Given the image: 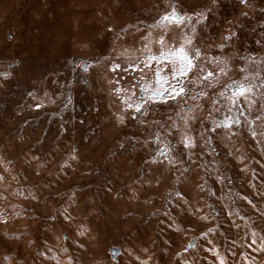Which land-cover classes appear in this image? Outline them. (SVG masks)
I'll list each match as a JSON object with an SVG mask.
<instances>
[{"label": "rangeland", "instance_id": "rangeland-1", "mask_svg": "<svg viewBox=\"0 0 264 264\" xmlns=\"http://www.w3.org/2000/svg\"><path fill=\"white\" fill-rule=\"evenodd\" d=\"M221 260L264 264V0H0V264Z\"/></svg>", "mask_w": 264, "mask_h": 264}, {"label": "snow or ice", "instance_id": "snow-or-ice-1", "mask_svg": "<svg viewBox=\"0 0 264 264\" xmlns=\"http://www.w3.org/2000/svg\"><path fill=\"white\" fill-rule=\"evenodd\" d=\"M242 2H244V0H242ZM170 20H177V16L174 12L169 14V15L164 16L162 18V20L158 23H163L164 21H170ZM159 43H161L162 45L164 44V41L162 38L159 41ZM186 43L191 45V43H192L191 39L190 38L187 39ZM179 51H180V56L178 57V62H177V60L168 59V54L164 53V52L161 53V57L159 59L155 56L150 57V59H152V60H157L158 63L163 61V60H167V64L171 66L170 67V75H171L172 79L177 81L176 85L169 84V88L164 90L168 93V95L166 98H164L162 100L163 103H167L169 100L176 101L177 98H183L184 97L185 88L183 87L182 84H180V78L181 77L186 78L188 76V74L190 72H192L193 69L198 67V65L195 63V61L199 59V50L198 49H196V48L192 49V53H194L193 55H190L183 48H181ZM145 66L149 67V68L152 67L151 64H147V63L145 64ZM202 70L203 69H201V71ZM159 73H160V70H157L156 74L158 76V80H157L158 83L160 82V79H162V78H160ZM211 75H212V73L209 72L208 77H210ZM208 77H205V79H207ZM165 82H167V81H165ZM117 91H119V89H117ZM245 91L251 92L252 88L249 87L247 89H242L239 92V95H244ZM155 95L163 97L164 93L158 91L155 93ZM148 100L154 101V96H150L148 98ZM128 107L132 108L133 104L129 103ZM142 108H143L142 104L135 105V111L136 112H140ZM121 122H123V118H121ZM228 126H230V125H228ZM183 143H184V146L186 148H190V147L194 146L192 143V138L190 136H185ZM221 264H224L223 260H221Z\"/></svg>", "mask_w": 264, "mask_h": 264}, {"label": "water", "instance_id": "water-1", "mask_svg": "<svg viewBox=\"0 0 264 264\" xmlns=\"http://www.w3.org/2000/svg\"><path fill=\"white\" fill-rule=\"evenodd\" d=\"M111 252H112V257L114 258L119 253V249L115 248Z\"/></svg>", "mask_w": 264, "mask_h": 264}]
</instances>
